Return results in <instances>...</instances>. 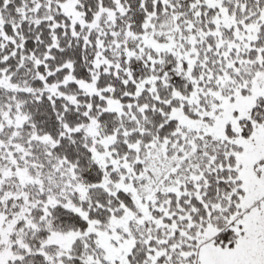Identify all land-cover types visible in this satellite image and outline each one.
Segmentation results:
<instances>
[{
	"label": "snow or ice",
	"instance_id": "obj_1",
	"mask_svg": "<svg viewBox=\"0 0 264 264\" xmlns=\"http://www.w3.org/2000/svg\"><path fill=\"white\" fill-rule=\"evenodd\" d=\"M0 264H264V0H0Z\"/></svg>",
	"mask_w": 264,
	"mask_h": 264
}]
</instances>
